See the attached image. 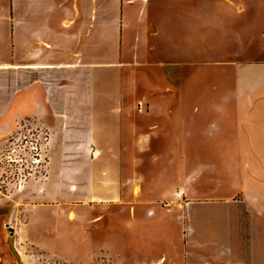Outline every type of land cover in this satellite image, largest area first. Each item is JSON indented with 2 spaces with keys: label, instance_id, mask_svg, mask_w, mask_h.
<instances>
[{
  "label": "rangeland",
  "instance_id": "374dc122",
  "mask_svg": "<svg viewBox=\"0 0 264 264\" xmlns=\"http://www.w3.org/2000/svg\"><path fill=\"white\" fill-rule=\"evenodd\" d=\"M167 1L97 0V70L86 83L82 73L65 86L60 71L4 66L10 50L0 53V264H172L173 258L185 264L183 252L167 251L165 237L156 245L155 238L142 239L146 253L137 254L138 226L176 230L181 250L184 244L185 173L191 163L185 164L183 144L174 155L165 140L169 115L185 112L154 107L162 100L179 102L178 92L197 73L212 80V91L221 65L264 64V0H171L166 8L161 3ZM154 5L163 20L159 32ZM8 34L0 28L2 38ZM78 103L97 110L74 109ZM209 119L210 135L217 119ZM239 119H245L243 110ZM179 123L183 132L181 117ZM190 145L217 149L208 141ZM206 157L191 162L198 170L205 159L216 164ZM208 167L197 190L201 199L213 201L221 173ZM155 218L161 223L153 227L149 221ZM128 230L120 249L116 232ZM153 251L164 254L145 257Z\"/></svg>",
  "mask_w": 264,
  "mask_h": 264
},
{
  "label": "crops",
  "instance_id": "0c3cea01",
  "mask_svg": "<svg viewBox=\"0 0 264 264\" xmlns=\"http://www.w3.org/2000/svg\"><path fill=\"white\" fill-rule=\"evenodd\" d=\"M157 1L153 0V4ZM170 1L161 4L167 8ZM155 5L152 13L159 32L163 20L155 12ZM96 9L97 0H0V18L8 19L0 22V28L9 33L7 38L0 36V53L5 48L10 50L9 62L3 65L25 71H60L68 81L65 86H70L81 73L84 83L90 81L91 74L96 75L97 70ZM157 36H154L155 56L159 49L155 42ZM172 63L166 61L170 66ZM221 69L216 79L219 84L212 91L208 89L212 80L197 73L194 82L192 77L178 92L179 102L162 100L154 107V111L185 112L169 115L170 133L165 140L169 148L174 149V155L178 152L177 144H183L185 156L178 158L183 157L186 165L191 163L185 173V195L189 200L185 202L184 244L181 250L176 230L164 231V226H157V230L145 231L138 226L135 232L137 254L146 253L145 248L143 252L140 250L142 239L153 241L155 238L152 243L156 245V239L165 237L167 251L183 252L185 264H264V82L258 87L254 83L264 80V64L240 66L229 62L221 65ZM171 94L177 96L176 91ZM73 108L97 110V106L90 103H78ZM240 110H243V120L239 119ZM210 114L217 119V130L209 135L205 134V127ZM178 117L183 119V132L177 129ZM60 121L64 126V119ZM74 121L81 123L78 119ZM203 141L214 142L216 151H206L202 146L191 148V142L203 144ZM206 154L211 160L214 158L216 164L205 159L198 170V165L194 166L196 161H191L204 159ZM210 165H215L221 173L215 186L219 197L213 201L201 199L197 190L199 179L206 181ZM149 223L155 227L161 219L155 218ZM124 233L128 235L129 230L116 232L115 246L120 249L126 245ZM155 252H147L145 257L153 260L164 254ZM173 262H177L176 258Z\"/></svg>",
  "mask_w": 264,
  "mask_h": 264
},
{
  "label": "bare ground",
  "instance_id": "6f19581e",
  "mask_svg": "<svg viewBox=\"0 0 264 264\" xmlns=\"http://www.w3.org/2000/svg\"><path fill=\"white\" fill-rule=\"evenodd\" d=\"M226 171V170H225ZM226 176V175H225ZM224 176V177H225ZM69 217L71 218V219H73L74 218V213L73 212H70V214H69Z\"/></svg>",
  "mask_w": 264,
  "mask_h": 264
}]
</instances>
